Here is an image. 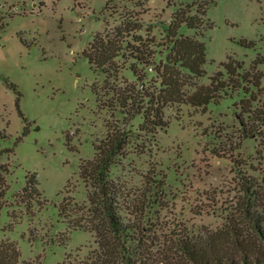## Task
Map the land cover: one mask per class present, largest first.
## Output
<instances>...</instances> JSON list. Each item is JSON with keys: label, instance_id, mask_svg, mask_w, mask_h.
I'll list each match as a JSON object with an SVG mask.
<instances>
[{"label": "rangeland", "instance_id": "1", "mask_svg": "<svg viewBox=\"0 0 264 264\" xmlns=\"http://www.w3.org/2000/svg\"><path fill=\"white\" fill-rule=\"evenodd\" d=\"M202 6L203 15L196 12ZM179 10L199 23L197 30L182 25L179 34H201L207 54L206 74L182 92L192 95L214 78L226 86L215 103L165 99L161 68ZM128 21L138 22L143 43L151 42L149 66L118 59L119 72L108 82L118 93L112 94L84 51L95 33ZM227 57L232 68L241 67L230 78L220 65ZM139 88L146 97L133 103ZM250 95L253 106L264 104V0H0V149L9 165L0 241L16 244L19 264L79 261L97 249L93 233L72 230L68 221L78 216L74 205L87 201L81 163L113 133L124 145L109 179L121 189V202L142 209L136 217L145 224L143 264H164L182 236L195 238L231 220L247 224V209L264 211V139L246 138L240 124L248 121L241 103ZM255 126L264 134V126ZM27 174H35L41 196L26 208L18 193Z\"/></svg>", "mask_w": 264, "mask_h": 264}, {"label": "trees", "instance_id": "2", "mask_svg": "<svg viewBox=\"0 0 264 264\" xmlns=\"http://www.w3.org/2000/svg\"><path fill=\"white\" fill-rule=\"evenodd\" d=\"M204 7L202 6L201 11L198 8L196 12L203 15ZM174 20L175 22L168 28V35L175 41L172 42L165 64L161 68V83L168 94L165 99L168 102L189 104L193 107L215 103L216 93L224 90L226 86L222 81L215 82L214 78L208 86L198 88L192 95L186 96L182 92L185 84L206 74L204 65L207 54L205 43L197 38L201 34L191 37L178 32L182 25L197 30L199 24L197 16H190L188 12L179 10L174 14ZM139 29L141 28L137 21L121 22L115 28L106 30L104 34L95 33L93 41L84 51L92 68L105 74V90L111 91L112 94L118 93L109 86L108 82L119 72L118 59L128 57L139 65L149 66L151 42L143 43L142 38L135 34ZM130 38L138 42L139 46L131 45ZM231 60H233L231 57H227V62L220 64L229 78L234 76L236 70L241 69L237 64L236 70L232 68ZM129 69L138 79L133 63ZM157 71L159 73V70ZM237 78L243 81L244 75L238 74ZM252 87L259 88V85L254 83ZM139 89H135L134 96L130 97L133 103L137 99L142 101L146 97L142 94L141 88ZM249 98L250 101L241 103V109L247 114L248 121L247 123L240 121V124L246 138L260 137L262 142L264 134L255 125L264 126V104L253 106L256 99L252 95ZM97 100L99 101L98 90ZM113 134L107 137L106 144L94 147L92 160L81 163L80 178L87 188V201L79 206L74 205L78 216L74 221H68V226L72 230L93 233L97 249L83 260L65 259L61 264H143V259L146 257L143 251V246L146 244L143 236L145 224L143 219L137 220L136 217L137 214L142 215V209L139 210L136 206L130 208L121 202V189L109 179L113 158L119 154L124 145L120 135ZM4 153L5 151L0 149V214L5 206L4 197L8 190L9 165L1 162ZM252 187L254 185L248 182L245 191L249 194ZM39 196L41 193L37 188L35 174H27L25 186L18 193L21 203L27 208L30 202L38 203L36 198ZM59 209L60 215H64L67 211L63 205H60ZM245 217L247 224L240 220H231L219 230L208 231L195 238L186 235L178 238L166 250L162 262L164 264H264V211L249 212L247 209ZM167 252H171L172 255L167 256ZM19 260L20 252L15 243L10 240L0 241V264H19Z\"/></svg>", "mask_w": 264, "mask_h": 264}, {"label": "built area", "instance_id": "3", "mask_svg": "<svg viewBox=\"0 0 264 264\" xmlns=\"http://www.w3.org/2000/svg\"><path fill=\"white\" fill-rule=\"evenodd\" d=\"M168 23H170V20H168Z\"/></svg>", "mask_w": 264, "mask_h": 264}]
</instances>
